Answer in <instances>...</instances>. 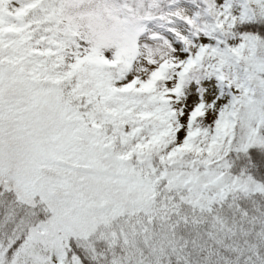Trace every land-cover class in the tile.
I'll return each mask as SVG.
<instances>
[{
    "label": "snow or ice",
    "instance_id": "snow-or-ice-1",
    "mask_svg": "<svg viewBox=\"0 0 264 264\" xmlns=\"http://www.w3.org/2000/svg\"><path fill=\"white\" fill-rule=\"evenodd\" d=\"M0 264H264V0H0Z\"/></svg>",
    "mask_w": 264,
    "mask_h": 264
}]
</instances>
